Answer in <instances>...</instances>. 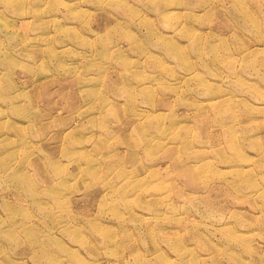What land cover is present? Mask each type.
Returning a JSON list of instances; mask_svg holds the SVG:
<instances>
[{
    "label": "rangeland",
    "instance_id": "rangeland-1",
    "mask_svg": "<svg viewBox=\"0 0 264 264\" xmlns=\"http://www.w3.org/2000/svg\"><path fill=\"white\" fill-rule=\"evenodd\" d=\"M23 4L0 0V264H264V0Z\"/></svg>",
    "mask_w": 264,
    "mask_h": 264
},
{
    "label": "bare ground",
    "instance_id": "bare-ground-1",
    "mask_svg": "<svg viewBox=\"0 0 264 264\" xmlns=\"http://www.w3.org/2000/svg\"><path fill=\"white\" fill-rule=\"evenodd\" d=\"M21 2V3H20ZM20 4H22V6H20ZM18 5H19V8L23 9L24 7V4H23V0H18ZM36 8V7H35ZM234 66V64H232ZM138 260H139V263L141 262V258L138 256V254L136 255ZM9 262H14L15 259H8ZM168 264H173L172 261H169Z\"/></svg>",
    "mask_w": 264,
    "mask_h": 264
}]
</instances>
